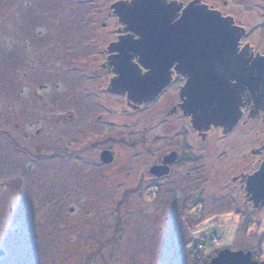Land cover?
<instances>
[{"label":"rangeland","instance_id":"rangeland-1","mask_svg":"<svg viewBox=\"0 0 264 264\" xmlns=\"http://www.w3.org/2000/svg\"><path fill=\"white\" fill-rule=\"evenodd\" d=\"M226 1L263 43L264 0ZM105 3L0 0V264H205L224 248L263 262L264 208L237 178L258 170L257 143H217L198 188L184 167L148 188V141L104 90Z\"/></svg>","mask_w":264,"mask_h":264},{"label":"flooded vegetation","instance_id":"flooded-vegetation-1","mask_svg":"<svg viewBox=\"0 0 264 264\" xmlns=\"http://www.w3.org/2000/svg\"><path fill=\"white\" fill-rule=\"evenodd\" d=\"M133 1L136 0H106V3L101 6L102 10H98L105 14L102 18L100 16L96 18L103 19L100 22L101 27L107 26L108 22L115 26L108 33L110 41L105 50V63L100 66L101 70L107 72L110 77L104 90L113 96L117 103L119 100L121 105L131 110L130 121L136 127L137 139L148 141L149 148L144 146V150L150 161L141 169V174L147 172V178L150 181L148 188L155 187L159 180L170 177L177 168L183 167L186 169L183 183L192 187L197 186L196 188L200 187L202 182L201 180L197 182L200 179L197 173L200 172L201 175L203 165L205 169L210 170V165L205 163L215 158L213 151L217 143L223 144L224 149L218 150L216 154L223 155L226 150L233 149L235 145L244 148L253 142L257 144L253 149H249V153L256 156L264 155V41L258 45H251L253 44L251 40H245L248 39L246 35L249 36L245 31L246 25L241 19H236L233 11L225 10L228 5L226 0H158L167 10L169 17L167 27H171L187 12L194 13L204 9L208 12H217L220 17L227 20L228 26L237 34L231 53L228 55L230 62L224 69H218L217 74L222 79L226 93L232 97L238 118L232 126L204 123L198 118L201 111L192 113L188 107L193 101L192 98L199 95L192 90L191 84V75L196 72L186 69L180 59V63L174 61L168 68L167 83L155 96L146 101L131 98L127 92H121L118 85H114V82L118 80V67L116 71L113 63L118 64L123 54L118 51V48H122L121 45L118 46V42L120 40H142L138 34L126 30L127 25L120 21L118 15L125 5H131ZM126 55H130L131 63L137 64L138 71L146 72L138 65V53L126 52ZM178 66L179 69H177ZM214 67L217 68L215 64ZM164 139H166V147L158 151L156 144ZM100 150H108L112 153V163L117 159L112 146H104ZM258 161L257 168L264 158ZM155 166L166 167L167 175H152L150 170ZM252 173H241L239 177H233L232 181H235L237 177L241 188H246L247 178ZM143 182L141 180L140 184ZM246 193L249 202L254 207L264 208L262 198L255 203L252 198L253 194L247 191Z\"/></svg>","mask_w":264,"mask_h":264},{"label":"water","instance_id":"water-1","mask_svg":"<svg viewBox=\"0 0 264 264\" xmlns=\"http://www.w3.org/2000/svg\"><path fill=\"white\" fill-rule=\"evenodd\" d=\"M162 6L158 0H136L118 12L120 21L127 25L126 30L138 34L142 40L118 42V46L122 47L118 51L123 54L118 64L113 63L115 70L118 67V80L114 85H118V89L127 92L131 98L146 101L167 83L168 68L180 59L186 69L196 72L191 75V84L192 90L199 95L192 98L189 110L192 113L201 111L198 118L204 123L232 126L238 118L237 108L231 95L226 93L217 70L228 66V55L236 41V32L217 12L204 9L194 13L187 12L179 21L167 27L169 17ZM126 52L138 53V63L150 71L140 75L137 64L130 62V55H126ZM111 160L110 151H101L102 163H109ZM250 163L240 168V174L251 166ZM151 172L162 176L168 170L166 167L155 166ZM244 189L253 194L255 203L262 198L264 206V161L257 171L248 176ZM2 253L0 250V255ZM207 264H264V261L252 260L249 252L224 248L210 258Z\"/></svg>","mask_w":264,"mask_h":264},{"label":"built area","instance_id":"built-area-1","mask_svg":"<svg viewBox=\"0 0 264 264\" xmlns=\"http://www.w3.org/2000/svg\"><path fill=\"white\" fill-rule=\"evenodd\" d=\"M202 239V238H201ZM195 241H199V240H195ZM194 241V242H195ZM200 242V241H199ZM198 246L201 248V243H198ZM200 259V258H199Z\"/></svg>","mask_w":264,"mask_h":264},{"label":"trees","instance_id":"trees-1","mask_svg":"<svg viewBox=\"0 0 264 264\" xmlns=\"http://www.w3.org/2000/svg\"><path fill=\"white\" fill-rule=\"evenodd\" d=\"M203 235L205 236V234H203ZM205 240H207V239H205ZM205 242H206V241H205ZM189 244H191V243H189ZM189 247H190V245H189ZM201 249H202V248H201ZM209 259H210V258H209ZM209 259H208V260H209ZM194 261H195V260H194ZM207 262H208V261H207ZM207 262H206V263H207ZM206 263H205V264H206Z\"/></svg>","mask_w":264,"mask_h":264}]
</instances>
